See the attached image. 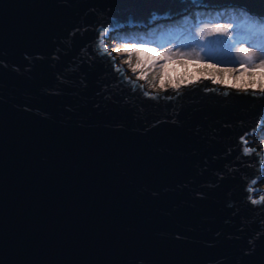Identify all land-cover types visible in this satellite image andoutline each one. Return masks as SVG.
I'll use <instances>...</instances> for the list:
<instances>
[{"label":"water","instance_id":"95a60500","mask_svg":"<svg viewBox=\"0 0 264 264\" xmlns=\"http://www.w3.org/2000/svg\"><path fill=\"white\" fill-rule=\"evenodd\" d=\"M227 7L264 17V0H0V264H264L263 156L240 139L264 95L148 92L98 46Z\"/></svg>","mask_w":264,"mask_h":264},{"label":"rangeland","instance_id":"374dc122","mask_svg":"<svg viewBox=\"0 0 264 264\" xmlns=\"http://www.w3.org/2000/svg\"><path fill=\"white\" fill-rule=\"evenodd\" d=\"M194 9L195 8L185 11L184 15L174 19L181 20L183 17H186L189 19L190 24L181 31L174 30L175 32L172 33L171 38L162 45H156L152 41H143L144 43L141 44L138 41L142 40L136 36L137 33H134L133 30L131 31L129 29L124 33L121 32L116 35H108L105 39V45L112 53L116 63L122 66L125 70L126 76L132 80L138 81L148 92H163L169 96L175 91H178L181 86H187V84L194 82H204L208 85V87L230 89L233 91H249L264 95V90H262V87L258 84V81L261 79V72L257 68V65L264 60V54L258 51V47L264 45V40L253 38L254 36L258 37V34L255 33H253L252 36L245 35V33H248L251 30L246 28L244 25H237V19L227 17L228 12L240 10V8L227 7L225 9H221V11H224L225 13L221 14L220 18L212 21L205 19L204 16L199 17L201 16V14H198L200 12L193 11ZM202 11L214 12L220 10ZM218 26L221 28V31H214V29ZM145 29L147 28H144L143 30ZM187 29H193L195 34L202 38L201 43H205L207 41L211 43L212 40L222 39L224 41V46L231 48L233 46V42L235 44V48L233 49L235 59L217 55L215 53H209L207 48H200L197 46H178L186 43V34L184 33ZM132 35H135L133 36L134 38H132ZM109 37H111V39H109ZM229 39L232 40V42L228 41ZM125 45H128L129 47L136 45V47L154 48L156 51L154 53H137L135 51L127 53L123 51L121 53L115 52V48L118 47L123 49ZM250 45L256 47H252ZM160 52H169L170 54L182 53L184 55L175 56L172 60H163L157 58L158 53ZM129 57L132 60L131 66L125 63ZM236 61H238V63ZM137 62H140L141 69H138L137 72L134 73L131 68L134 67ZM164 65H166V67H162ZM244 67L248 68L247 72L244 71ZM253 69H256V71L253 72ZM141 70L147 74V80L139 79ZM161 79L164 80L163 88L160 87ZM149 81H153L156 84V87L153 88ZM220 81L223 83H220ZM237 83L241 85L257 83L258 86L255 89L248 88L247 90H244L243 87L238 89L232 86ZM174 84H178L180 86L176 88L173 87ZM263 126L264 123L259 129L261 132L259 134V131L256 133L258 134L257 138L260 147L258 150L256 149L255 152L262 154L264 157ZM256 134L247 138V140H249L247 145L248 147L253 148L251 146V142ZM255 187L259 191L254 194V197L264 195V177Z\"/></svg>","mask_w":264,"mask_h":264},{"label":"snow or ice","instance_id":"6c2138e0","mask_svg":"<svg viewBox=\"0 0 264 264\" xmlns=\"http://www.w3.org/2000/svg\"><path fill=\"white\" fill-rule=\"evenodd\" d=\"M153 19H156L155 17H153ZM214 31L216 32H220L221 28L218 26L216 29H214ZM257 30L255 28H253L250 32L245 33V35L248 36H252L253 33H255ZM108 29H104L99 33V39H98V46L99 48H101L103 50L104 53H107L109 56L112 55V53L109 51L108 47L105 45V35L107 34ZM186 34V43L184 45H178V46H187V47H193V46H197L200 48H207L209 50V53H215L217 55H222V56H226L228 58L231 59H235L234 57V52L233 49L235 48V44L232 42V40H228L231 41L233 46L231 48H227L224 46V41L222 39H216V40H212L211 43L209 41L205 42V43H201V37L197 36L195 34V31L193 29H187L185 31ZM183 34V35H184ZM219 38V37H218ZM253 38H258L260 40H264V30H261L260 34L258 35V37L254 36ZM109 39H111V37H109ZM139 43L143 44V41H138ZM252 46V45H250ZM252 47H256V46H252ZM130 52V51H135L137 53L140 52H155L156 49L154 48H145V47H136V45H132L131 47H129L128 45H125L123 49L121 48H115V52L117 53H121V52ZM258 51H260L262 54H264V45L258 47ZM207 54V53H206ZM184 54L182 53H176V54H170L169 52H160L158 53L157 58L158 59H163V60H172L175 58V56H183ZM238 63V61H236ZM125 63L129 64L130 66L132 65V60L129 57L128 60L125 61ZM162 67H166V65L162 66ZM257 68L260 70L261 72V79H264V60H262L258 65ZM138 69H141V64L140 62H137L136 65L134 67L131 68L132 72H137ZM118 71H120L119 68H117ZM244 71L247 72L248 68L244 67ZM256 69H253V72H255ZM139 79L141 80H147V74L144 71H140V75H139ZM149 83L151 84V86L153 88L156 87V84L153 81H149ZM220 83H223L222 81H220ZM180 85L178 84H174L173 87L178 88ZM234 88H244V90H247L248 88H252L255 89L257 88V86L253 84H248V85H241V84H234L232 85ZM160 87L163 88L164 87V80L161 79L160 81ZM262 90H264V87H262ZM145 95H148L147 93H145ZM247 135V134H246ZM241 141L243 142V144L245 145V147H243V153L245 155H250L253 151H255L254 148H250L247 147L246 145L248 144V141L242 136ZM261 165L262 167H264V157L261 158ZM256 181L253 180L252 184H255ZM249 192H253L255 191V189L252 188L251 185H249L248 188ZM264 195H260L259 200L257 199H253L251 196H249L248 198L252 201L253 204H258L261 203L262 201H264Z\"/></svg>","mask_w":264,"mask_h":264},{"label":"trees","instance_id":"16d2710c","mask_svg":"<svg viewBox=\"0 0 264 264\" xmlns=\"http://www.w3.org/2000/svg\"><path fill=\"white\" fill-rule=\"evenodd\" d=\"M223 13L225 12L220 10V11H214V12L201 11L198 14H201V16L199 17L204 16L205 19L212 21V20H216L220 18L221 14ZM227 17L231 19H237V25H240V24L244 25L246 28L250 30L255 28L257 30L255 34L259 35L261 30H264V17H256L253 15H250L241 9L228 12ZM175 21L159 23L157 25L152 26L151 28L147 30L139 32L138 34H136V36L139 37L140 40L142 41H152L156 45H162L163 43H165L167 40L171 38L172 33H174L176 30L181 31L190 24L189 19L186 17H183L181 20H175ZM133 36L135 35H132V38H134Z\"/></svg>","mask_w":264,"mask_h":264},{"label":"bare ground","instance_id":"6f19581e","mask_svg":"<svg viewBox=\"0 0 264 264\" xmlns=\"http://www.w3.org/2000/svg\"><path fill=\"white\" fill-rule=\"evenodd\" d=\"M192 9V8H191ZM193 11H199V12H201L202 11V9H194ZM198 15V14H197ZM196 15V16H197ZM198 17V16H197ZM176 18V17H175ZM175 18H171V19H173V21H175L174 19ZM167 22V21H166ZM176 22V21H175ZM179 23V22H178ZM152 27V26H151ZM151 27H146L147 29H149V28H151ZM144 28H138V29H129V30H133L134 31V33H139V32H141V31H144L143 30ZM147 29H145V30H147ZM135 31H137V32H135ZM133 33V34H134ZM146 33V32H145ZM148 33V32H147ZM132 34V33H131ZM131 34H129V35H131ZM144 38V37H143ZM264 127V126H263ZM261 132V130L258 132V134ZM258 134H256V136L255 137H253V139H252V142H251V146L256 150H258L259 149V147H260V144H259V142H258V138H257V136H258Z\"/></svg>","mask_w":264,"mask_h":264},{"label":"clouds","instance_id":"9594fccd","mask_svg":"<svg viewBox=\"0 0 264 264\" xmlns=\"http://www.w3.org/2000/svg\"><path fill=\"white\" fill-rule=\"evenodd\" d=\"M258 84L261 86V87H264V79H260V81H258ZM257 83H254L255 86H258ZM264 198V197H262Z\"/></svg>","mask_w":264,"mask_h":264}]
</instances>
